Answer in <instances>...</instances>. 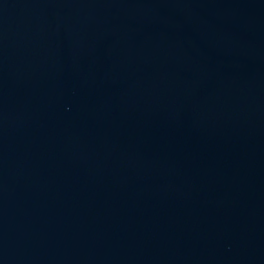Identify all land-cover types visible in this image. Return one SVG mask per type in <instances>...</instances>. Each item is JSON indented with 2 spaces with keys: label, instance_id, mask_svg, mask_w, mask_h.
<instances>
[{
  "label": "water",
  "instance_id": "1",
  "mask_svg": "<svg viewBox=\"0 0 264 264\" xmlns=\"http://www.w3.org/2000/svg\"><path fill=\"white\" fill-rule=\"evenodd\" d=\"M0 264H264V0H0Z\"/></svg>",
  "mask_w": 264,
  "mask_h": 264
}]
</instances>
